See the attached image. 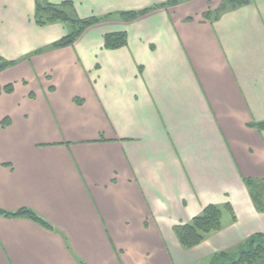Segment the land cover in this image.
Here are the masks:
<instances>
[{
  "label": "crops",
  "instance_id": "crops-1",
  "mask_svg": "<svg viewBox=\"0 0 264 264\" xmlns=\"http://www.w3.org/2000/svg\"><path fill=\"white\" fill-rule=\"evenodd\" d=\"M69 1L102 17L71 46L35 0H0V264H208L264 213L246 179L264 180V0L203 17L222 0ZM127 44L106 48L104 36ZM12 84L10 93L4 86ZM230 205L235 216L223 206ZM222 208L221 229L185 249L175 225Z\"/></svg>",
  "mask_w": 264,
  "mask_h": 264
},
{
  "label": "trees",
  "instance_id": "trees-1",
  "mask_svg": "<svg viewBox=\"0 0 264 264\" xmlns=\"http://www.w3.org/2000/svg\"><path fill=\"white\" fill-rule=\"evenodd\" d=\"M178 0H169L161 3L157 6L147 8L140 11H126L120 12L119 16L123 20H133L139 15L145 14L148 11L157 7H165L168 5H174ZM251 0H222L220 6L214 10H208L203 14V17L209 20H216L223 12L232 10L250 3ZM107 16L102 17H88L80 18L76 12L73 4L69 1H64L60 4H52L47 0H35V14L34 21L36 24L43 26L51 23H62L67 27V34L59 40L53 42L50 48H61L71 46L83 33V31L93 25L100 23L106 19ZM127 44V36L125 32L108 33L104 36V46L106 48H119ZM15 61H7L0 58V72L6 68L15 65ZM6 93H10L13 90V85L8 84L2 89ZM251 127H255L258 130H264V121L249 124ZM245 184L248 187L253 204L258 212L264 213V180L246 179ZM231 212L232 220L235 216L231 210L230 205L223 206ZM0 215L8 218L25 217L31 219L43 226L46 229L52 230V226L37 213L29 208H21L16 211H5L0 209ZM221 216L222 208L216 205H208L203 208L201 213L194 216L189 222L181 223L173 227V232L181 245V247L188 249L200 244L206 237L212 232L221 229ZM245 248L242 251L243 256L248 261V264H252L255 258L258 257L259 252L264 251V234L255 233L249 236L239 247ZM230 251H222L216 253L210 264L218 263V255H226ZM241 261L238 260V263Z\"/></svg>",
  "mask_w": 264,
  "mask_h": 264
},
{
  "label": "rangeland",
  "instance_id": "rangeland-1",
  "mask_svg": "<svg viewBox=\"0 0 264 264\" xmlns=\"http://www.w3.org/2000/svg\"><path fill=\"white\" fill-rule=\"evenodd\" d=\"M246 247L247 246H245V248ZM239 248L243 249L244 246L243 247L240 246ZM245 248L243 250H239L238 248H235L234 250L230 251L226 255H218L217 256L218 263L220 264H248V261L244 257L245 255L243 256V253H242V251H244ZM249 249L250 248L247 247V250ZM240 259L241 261L238 263V260ZM252 264H264V251L259 252L258 257L254 259Z\"/></svg>",
  "mask_w": 264,
  "mask_h": 264
}]
</instances>
